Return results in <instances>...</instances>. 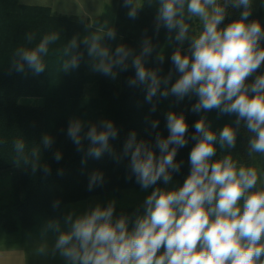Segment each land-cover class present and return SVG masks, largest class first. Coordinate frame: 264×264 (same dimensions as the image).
Listing matches in <instances>:
<instances>
[{
	"label": "clouds",
	"instance_id": "clouds-1",
	"mask_svg": "<svg viewBox=\"0 0 264 264\" xmlns=\"http://www.w3.org/2000/svg\"><path fill=\"white\" fill-rule=\"evenodd\" d=\"M157 8L156 32L161 27L168 30L167 40L173 38L179 44L189 41L187 53L177 48L172 56L173 69L161 76L160 69L145 67L154 45L150 38L141 43V50L124 44L111 51L104 44L105 38L115 39L116 31L105 24L94 31L73 36L64 48L61 70L68 72L79 66L83 55L79 46L83 43L92 58V70L115 79L119 71L135 69V76L129 78V86L143 85L146 100L154 97L174 95L178 101L185 97H197L191 111L200 113L218 110L221 114H235L234 127L225 125L217 136L210 130L206 116L195 123V141L189 156L190 173L183 185L172 191L154 188L144 201L145 213L138 216L129 230V218L121 214L114 217L115 202L106 207L100 205L73 218L69 213L62 231L58 220L49 221L46 229L58 233L53 253L67 261V264H264V178L253 167H245L231 155H224L213 161L216 155L214 144L221 149L236 147L241 125L248 134V155L264 156V75H255L264 64V30L258 21H250L253 0H148ZM128 8V17L135 19L144 7L138 0H123ZM243 9L239 19L224 28L222 24L228 8ZM198 18L202 30L189 35V21ZM175 34L174 37L172 34ZM31 43L35 34L28 33ZM60 39V33L45 35L33 49L18 48L10 63L9 71L23 73L25 68L39 75L47 67L43 57L48 55L49 45ZM165 57L157 54L156 60L163 63ZM174 73L178 78L172 83ZM254 76L251 83L246 81ZM152 111H155V104ZM158 121H152L155 129ZM169 135L165 138L159 132L155 145L137 140L132 131L123 146V157H130V176L148 189L159 181L165 184L178 172L181 164L175 159L178 149L187 145L188 125L181 112L166 114ZM85 122L78 118L70 120L67 136L84 151L83 141H90L86 156L100 158L104 152L116 155L109 139L117 136V130L110 120L91 124L87 131ZM53 139L44 135L41 145L50 148ZM41 145L26 153L24 139L14 141L15 163L50 173L47 164H41ZM154 147L159 149L157 156ZM59 161L61 154L55 153ZM103 183V174L93 172L89 189ZM59 201L54 203L58 207ZM164 249L162 254L161 249ZM37 251H47L42 244Z\"/></svg>",
	"mask_w": 264,
	"mask_h": 264
},
{
	"label": "trees",
	"instance_id": "trees-1",
	"mask_svg": "<svg viewBox=\"0 0 264 264\" xmlns=\"http://www.w3.org/2000/svg\"><path fill=\"white\" fill-rule=\"evenodd\" d=\"M156 2V0H153ZM223 0H221V3ZM262 6L252 5L250 21H258L264 30V1ZM144 7L135 19L129 18L128 8L123 0H111L105 3L102 12L92 21L84 18L68 17L52 12L46 6L22 4L19 0H0V228L6 234L23 236L37 232H52L46 229L49 221L58 220L60 225L65 223L69 214L68 205L72 202L99 195L104 200V207L108 205L111 195L120 198L125 189H143L130 176V157H123V146L128 135L135 131L137 140H145L155 145V136L159 132L162 137L169 135L166 127V114L169 111L183 113L188 125L186 146L179 148L175 157L181 164L178 172L172 173L171 182H178L190 173L189 156L195 141L190 137L195 134V123L201 116L207 117L210 130L219 135L225 125H234L235 114H221L218 110L194 113L192 106L197 97H185L178 101L174 95L168 97L156 96L151 102L146 100V88L143 85L129 86V78L135 76V69L129 67L127 71H119L115 79L102 73L91 74L92 58L88 55L86 46L81 43L79 51L83 53L79 66L64 72L61 70L64 48L73 36H82L86 32L94 31L87 28L89 23L100 28L107 24L116 31L115 39L105 38L104 44L111 51L124 44L137 53L141 50L142 41L147 37L152 40L154 50L146 58L145 67L160 69L159 74L165 76L173 69L171 56L179 47L187 53L189 41L182 45L173 40L169 42L166 27L156 32L157 8L149 5L148 0H139ZM243 9L228 8V14L219 28H224L239 19ZM192 25L193 20L189 21ZM53 32L60 33V39L49 45L48 55L43 57L46 64L45 71L39 75L25 68L23 73L9 71L10 63L18 48L33 49L40 40ZM28 33L35 34V39L29 43ZM174 37V33L172 34ZM191 36V34L189 33ZM169 47L163 63L156 60V56L164 47ZM264 47V42L261 43ZM255 75H264V64ZM254 76L246 83H251ZM178 78L174 73L172 83ZM98 85H96V84ZM86 84L96 85L99 93L96 97H85L83 91ZM23 96H38L43 99L41 105H31L20 102ZM155 104V111H152ZM73 118L85 122V131L91 124H99L102 120H110L117 130V136L109 139L113 152L121 156L117 160L109 152H104L100 158L86 156L90 141L84 140V151H77V146L67 136L69 122ZM152 121H158L153 129ZM53 139L50 148H44L41 140L44 135ZM24 139L26 153L37 145H41V164H47L50 173L45 174L38 169L35 173L31 167L20 166L15 163L16 153L14 141ZM248 134L243 124L237 137L234 149H221L218 142L214 144L216 155L213 161L224 155H231L234 160L245 167H253L252 156L248 155ZM156 155L159 149L154 147ZM61 154V159H55V153ZM93 172L103 174V183L89 189V179ZM4 175L10 176L9 188L2 186ZM161 180L150 188L163 187ZM59 201L58 207L54 203ZM127 214L135 223V215H144L145 207L140 209L114 210V217ZM134 212V213H132Z\"/></svg>",
	"mask_w": 264,
	"mask_h": 264
},
{
	"label": "rangeland",
	"instance_id": "rangeland-1",
	"mask_svg": "<svg viewBox=\"0 0 264 264\" xmlns=\"http://www.w3.org/2000/svg\"><path fill=\"white\" fill-rule=\"evenodd\" d=\"M264 0H253L252 5L255 8L262 6V2ZM22 4L28 5H39V6H46L52 12H55L58 15H64L68 17H76V18H84L85 20L92 21L96 16H98L102 10L105 3H110L111 0H19ZM139 2V0H138ZM201 22L198 18H194L191 28L195 31H190L191 35L198 33L202 30ZM169 47L166 46L163 48L162 53L164 57L169 52ZM88 72L91 74H97L99 72H95L92 69H88ZM104 79L107 77L104 75ZM96 84V83H95ZM98 85V84H96ZM94 84H86V89L83 91V96L85 97H96L99 93L98 89ZM20 102L25 104L31 105H41L43 103V99L38 96H23L18 99ZM254 168L257 170L258 174L264 178V156H258L256 154L252 155ZM188 176L182 178L178 182H169L164 184L162 189L167 191H172L180 188L185 179ZM2 179V186L9 188V181L10 176L4 175L1 177ZM154 188L148 189H125L122 192L120 198H117L111 195L108 199V202L114 201L115 202V209L123 210V209H140L144 207V201L148 195ZM100 205L104 207V200L99 195H93L86 199L79 200L76 202H72L68 205L69 213H73V218L75 219L76 216L82 215L85 212L93 209L95 206ZM134 213V212H132ZM124 215H127L123 212ZM128 216V215H127ZM136 217L142 215H135ZM129 218V216H128ZM62 231H67L69 228L68 224L60 225ZM134 223L129 218V230L132 229ZM58 233L55 231L52 232H37V233H30L23 236H19L18 234H6L0 228V246H4L5 249L14 248L17 251L22 250L26 251L28 260L32 261V264H67L65 258L59 255V252L53 253L52 249L55 245ZM261 243H264V238H262ZM42 244L47 245V251L43 254L39 253L37 249L40 248ZM164 249L160 250V253Z\"/></svg>",
	"mask_w": 264,
	"mask_h": 264
},
{
	"label": "crops",
	"instance_id": "crops-1",
	"mask_svg": "<svg viewBox=\"0 0 264 264\" xmlns=\"http://www.w3.org/2000/svg\"><path fill=\"white\" fill-rule=\"evenodd\" d=\"M20 249L17 251L14 248L5 249L4 246H0V264H32L26 251Z\"/></svg>",
	"mask_w": 264,
	"mask_h": 264
}]
</instances>
